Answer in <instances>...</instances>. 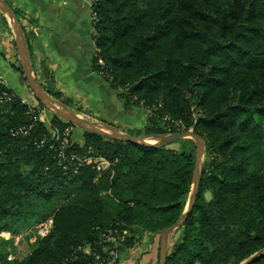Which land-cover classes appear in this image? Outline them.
Instances as JSON below:
<instances>
[{
    "label": "trees",
    "instance_id": "16d2710c",
    "mask_svg": "<svg viewBox=\"0 0 264 264\" xmlns=\"http://www.w3.org/2000/svg\"><path fill=\"white\" fill-rule=\"evenodd\" d=\"M89 1L92 71L147 115L134 136L192 130L204 144L197 199L165 264H240L264 249V0ZM40 114L0 81V232L52 220L21 259L0 245V264H109L183 215L192 139L154 148L83 131L78 143L75 126L54 116L48 129Z\"/></svg>",
    "mask_w": 264,
    "mask_h": 264
},
{
    "label": "crops",
    "instance_id": "0c3cea01",
    "mask_svg": "<svg viewBox=\"0 0 264 264\" xmlns=\"http://www.w3.org/2000/svg\"><path fill=\"white\" fill-rule=\"evenodd\" d=\"M14 12L19 14V23L29 40L25 46L32 73H52L54 87L65 96L60 83L64 75H70L78 83V59L83 58L91 75L94 54L91 1L89 0H4ZM17 17V16H16ZM16 37L9 20L0 10V80L4 85L17 91L22 99L30 101L29 88L23 73L15 70L18 63ZM37 81V79H36ZM17 89H12V83ZM36 99V98H35ZM37 100V99H36ZM109 264H159V239L145 235L131 249L117 248V261Z\"/></svg>",
    "mask_w": 264,
    "mask_h": 264
},
{
    "label": "rangeland",
    "instance_id": "374dc122",
    "mask_svg": "<svg viewBox=\"0 0 264 264\" xmlns=\"http://www.w3.org/2000/svg\"><path fill=\"white\" fill-rule=\"evenodd\" d=\"M77 59L78 68L77 72L73 73V77L74 75L76 77L78 76V78L80 77L81 81L77 83L76 80L70 77V75L65 74V80L60 83L62 87H64L63 90L66 93L62 100H56L50 97L43 90V88H41L43 94L59 103L54 104L56 109L59 111H69L98 128L113 130L124 135L135 137L134 133L136 131L143 130L145 127L147 123V115H141L136 110H126L124 105L117 98L116 94L110 91L106 84L100 78H98L96 74L91 75V72L88 70L85 64V60L83 58ZM8 60L10 62L13 61L18 63L19 66V57L18 61L16 59L13 60V58H8ZM33 77L38 79L37 83H42L46 87H49L52 91H58V89L54 87L55 80L52 73L37 74L33 72ZM0 81L2 82V80ZM13 88L17 89L16 82L12 83V89ZM26 90L30 97V101H27L28 104L31 106H38L40 108L41 114L39 116V120L48 129H50V123L55 115L49 108L35 99V96L32 94L29 88ZM66 101L69 103H64ZM162 124L167 126V124H164L163 121ZM174 127L176 126L174 125ZM82 133L83 130L75 127V129L72 131V139L78 143H81ZM165 140L166 137L152 138L147 144H156L159 142H164ZM203 164L204 154L202 155L200 161L201 177ZM205 198L208 200L209 194L206 193ZM17 228V234L9 233V236L7 235L3 236V238H0V245H4L5 250L9 253V260L15 258L21 259L26 254H28L30 251V245L34 243L36 238V228L33 226V223L30 222L25 225H19ZM181 236L182 233L179 231V229H176L170 233L168 237L167 253L173 244L181 240Z\"/></svg>",
    "mask_w": 264,
    "mask_h": 264
},
{
    "label": "water",
    "instance_id": "95a60500",
    "mask_svg": "<svg viewBox=\"0 0 264 264\" xmlns=\"http://www.w3.org/2000/svg\"><path fill=\"white\" fill-rule=\"evenodd\" d=\"M0 10L1 12L6 16V18L9 20L10 25L12 26V29L14 31L15 37H16V48L18 52L19 57V64L20 68L22 70V73L24 75V78L29 86V89L31 90L32 94L35 96V98L45 105L47 108H49L52 113L60 118L61 120L72 124L75 127L80 128L81 130L85 132H89L92 134H96L98 136H101L103 138H107L114 141H123V142H129L135 145H142L146 147H163L167 146L173 142H176L181 139L189 138L192 139L196 145V153H195V164H194V173H193V181H192V188H191V196L189 194L188 203L186 204L185 211L183 215L180 217V219L175 222L171 227L164 229L159 236V264H165L166 263V257H167V245H168V237L170 233H172L174 230L179 229L183 226L185 223L187 216L191 213L196 199L199 192V185L201 180V170H200V161L201 157L204 154V144L202 139L194 134L192 130H188L185 132H177L173 134H169L166 136H153L152 138H164L166 137V140L164 142H159L156 144H147L144 142L146 138L150 137H141V138H135L132 136L124 135L121 133H118L113 130H105L102 128H98L94 126L93 124L89 123L86 120H83L76 116L75 114L69 112V111H59L56 109L54 104H59L52 100L51 98L46 97L43 94V91L39 84L37 83L36 79L33 77L32 69L29 64V60L27 57V51L24 41V35L22 27L15 16L14 12L11 10V8L6 4L4 0H0ZM151 138V139H152ZM264 256V249L256 253L255 255L249 257L248 259L244 260L240 264H251L252 262L256 261L257 259Z\"/></svg>",
    "mask_w": 264,
    "mask_h": 264
},
{
    "label": "built area",
    "instance_id": "2783aa9c",
    "mask_svg": "<svg viewBox=\"0 0 264 264\" xmlns=\"http://www.w3.org/2000/svg\"><path fill=\"white\" fill-rule=\"evenodd\" d=\"M22 102L26 103L27 101L25 99H22ZM32 107H35V106H32ZM82 163L93 164L95 169L98 172L104 171L105 169H107L109 167V164L106 160H104L102 158H98V157L84 158L82 160ZM51 226H52V220L51 219L42 223V224H39L36 228V235L39 237L46 236L49 233ZM7 235L9 236L8 232H0V238H3V236H7ZM107 241H114V239L108 238ZM86 253H88V251H86ZM108 255L112 259L111 263H115L117 261V249L110 251Z\"/></svg>",
    "mask_w": 264,
    "mask_h": 264
},
{
    "label": "bare ground",
    "instance_id": "6f19581e",
    "mask_svg": "<svg viewBox=\"0 0 264 264\" xmlns=\"http://www.w3.org/2000/svg\"><path fill=\"white\" fill-rule=\"evenodd\" d=\"M151 138H152V137H150V138H146V139L144 140V142H145V143H148V142L151 140ZM155 141H156V140H155Z\"/></svg>",
    "mask_w": 264,
    "mask_h": 264
}]
</instances>
